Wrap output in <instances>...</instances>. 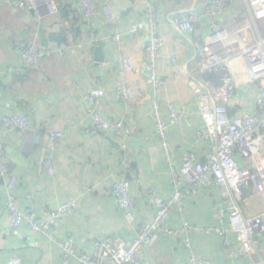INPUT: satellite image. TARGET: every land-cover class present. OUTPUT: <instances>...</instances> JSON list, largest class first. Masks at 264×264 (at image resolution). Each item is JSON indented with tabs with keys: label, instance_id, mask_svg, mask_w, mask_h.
Masks as SVG:
<instances>
[{
	"label": "crops",
	"instance_id": "1",
	"mask_svg": "<svg viewBox=\"0 0 264 264\" xmlns=\"http://www.w3.org/2000/svg\"><path fill=\"white\" fill-rule=\"evenodd\" d=\"M77 1L55 0L62 11L41 22H36L30 12L0 2V142L11 162L9 174L18 182L14 190L18 208L42 216L43 211L75 200V214L61 220L54 238L72 237L78 250L91 254L95 239L120 238L128 243L143 224L152 222L153 197L167 198L173 193L170 169H180L185 152L192 151L198 162L206 161L209 145L195 138V130L202 122L191 83L210 82L199 73L196 62L213 19L195 22L187 38L173 26L175 13L190 8L202 14L208 0H112V10L118 15L122 53L130 57L135 67L128 74L130 99L123 102L116 89L120 83L121 52L112 40L115 30L105 23L101 12L104 0H95L96 13L89 20L74 13ZM148 3L159 11V32L164 41L155 67L158 78L164 82L158 91L163 116L167 118L168 105L189 114L185 122L169 128V161L157 148L154 136L150 107L154 95L146 67L148 30L137 36L129 33L134 24L144 19ZM230 4L233 13L247 17L243 0H231ZM60 25L64 27L63 41L56 43L52 38L59 36L56 26ZM24 27L36 33L38 44H49L55 49L65 44L70 28L75 32V45L64 56L41 59L37 68L25 70L17 50L19 44L31 41ZM91 33L96 39L94 43H90ZM97 50L102 56L100 62L96 60ZM172 58L175 64L170 63ZM95 87L104 91L99 103L102 115L112 121L122 120L130 127L127 139L113 133L86 138L84 129L92 123L83 95ZM252 94L256 96L257 91ZM18 114L26 116L29 123L24 137L17 132L5 133L1 122ZM42 124H51L64 134L52 153V176L44 167L49 136L39 129ZM122 161L128 162V168ZM122 178L131 182L136 202L132 224L125 221L110 193L112 185ZM222 193L221 187L210 184L200 186L195 196H188L183 213L173 209L164 223L174 234H158L140 264H189L191 253L182 246L183 220L190 227L187 237L197 257L209 258L213 264H246L252 259L254 256L229 257L219 237L201 232L212 227L227 230L229 249L238 247L228 219L219 222L215 217L216 209L225 207ZM5 203L6 194L0 187V264L12 259L17 264H78L74 258L63 261L54 241L33 234L26 225L12 235L5 234L9 222ZM237 205L246 218H251L264 212V194L254 195L250 186L245 187ZM258 256L264 261V236L259 238Z\"/></svg>",
	"mask_w": 264,
	"mask_h": 264
},
{
	"label": "built area",
	"instance_id": "2",
	"mask_svg": "<svg viewBox=\"0 0 264 264\" xmlns=\"http://www.w3.org/2000/svg\"><path fill=\"white\" fill-rule=\"evenodd\" d=\"M231 0H208L204 12L198 14L192 9H179L173 18V26L181 35L189 38L193 24L203 18H212L210 32L204 37L202 50L196 62V68L201 74L220 77L219 86L214 89L210 82L193 80L191 83L194 96L197 98V114L202 124L195 130V138L199 142H207L209 155L204 163L198 162L192 151L184 154L183 162L178 171L170 169L174 191L167 198L155 195V209L152 222L143 224L134 238L126 243L120 238L99 237L93 241L91 254L80 251L72 237L54 238V232L60 227V222L73 216L77 205L73 199L58 205L54 209L35 212L17 206L14 190L17 179L9 174L10 159L3 144L0 142V187L6 194L4 212L8 218V226L4 233L14 234L26 225L33 234L54 241L61 250V258L67 261L74 258L78 264H140L145 257V251L153 244L158 234L173 235L164 227V223L173 209L180 214L184 210V200L195 196L200 186L214 184L223 189L222 198L225 207L217 208L215 217L219 222L225 218L230 222V230L236 234L238 247L229 249L226 239L227 230L217 227L202 229L203 234H214L222 240L227 248L228 256L250 257L246 264H264L259 258V238L264 236V212L251 218H246L237 200L242 190L250 186L254 195L264 194V33H261L258 22H264V0H243L247 17L242 18L232 12ZM1 3L18 10L33 14L36 22L44 18H52L59 13L55 0H0ZM105 23L115 31L112 40L121 52L119 59L120 83L117 94L119 99L127 102L131 90L128 87V74L134 70L133 61L122 53L118 28V15L112 10V0H104L101 9ZM74 13L89 20L96 13L95 0H78ZM159 11L155 5L148 3L144 19L134 24L129 33L137 36L143 30H148L149 42L146 45L148 79L153 88V99L150 103L154 123V136L157 148L169 161V128L185 122L189 114L183 110L168 105L167 118L163 116L158 98L159 88L164 82L156 73V61L164 47V41L159 32ZM29 43L17 46L25 70L38 67L41 59L53 55L64 56L75 45L74 30L67 29L65 44L60 48L37 43L36 33L24 27ZM96 42L93 33L90 43ZM171 64L175 60L170 59ZM109 65V63H106ZM256 96H252L254 91ZM104 95L101 88H92L83 95L86 114L91 119V127L84 129L86 138L90 139L99 133H113L122 140L131 134L130 127L122 120H109L99 110V103ZM5 133L17 132L24 137L29 130V123L24 115H12L2 121ZM49 136L48 154L45 156L44 167L49 176L53 175L54 165L52 153L64 134L57 131L51 124H42L39 128ZM125 149V145H121ZM128 168V162L122 161ZM111 196L116 207L122 211L125 221L132 224L136 202L131 194V182L122 178L111 188ZM189 225L183 220L182 246L191 253L189 264H213L212 260L197 257L194 254L190 240L187 237ZM7 264H17L12 259Z\"/></svg>",
	"mask_w": 264,
	"mask_h": 264
},
{
	"label": "water",
	"instance_id": "3",
	"mask_svg": "<svg viewBox=\"0 0 264 264\" xmlns=\"http://www.w3.org/2000/svg\"><path fill=\"white\" fill-rule=\"evenodd\" d=\"M61 8L59 7V12H61ZM56 28H58V35L59 36H54L53 41L56 42V43H61L63 41V32H64V27L62 25L60 26H56ZM57 35V34H56ZM98 52H100L99 50H97V53H96V60L97 61H101L102 60V56L101 54H99Z\"/></svg>",
	"mask_w": 264,
	"mask_h": 264
},
{
	"label": "trees",
	"instance_id": "4",
	"mask_svg": "<svg viewBox=\"0 0 264 264\" xmlns=\"http://www.w3.org/2000/svg\"><path fill=\"white\" fill-rule=\"evenodd\" d=\"M204 77H206L208 81H210L211 85L213 84L214 86H216L215 88L219 86L220 77L208 74H204Z\"/></svg>",
	"mask_w": 264,
	"mask_h": 264
},
{
	"label": "rangeland",
	"instance_id": "5",
	"mask_svg": "<svg viewBox=\"0 0 264 264\" xmlns=\"http://www.w3.org/2000/svg\"><path fill=\"white\" fill-rule=\"evenodd\" d=\"M263 24H264V22H258V26H259L261 31H264Z\"/></svg>",
	"mask_w": 264,
	"mask_h": 264
}]
</instances>
